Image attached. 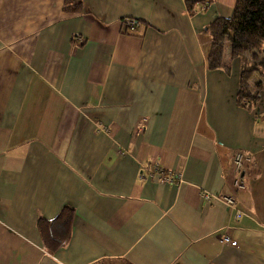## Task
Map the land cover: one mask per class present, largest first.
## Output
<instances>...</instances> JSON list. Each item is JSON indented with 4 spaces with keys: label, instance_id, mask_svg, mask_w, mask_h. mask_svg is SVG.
<instances>
[{
    "label": "crops",
    "instance_id": "0c3cea01",
    "mask_svg": "<svg viewBox=\"0 0 264 264\" xmlns=\"http://www.w3.org/2000/svg\"><path fill=\"white\" fill-rule=\"evenodd\" d=\"M185 1L0 0V264H264V94L235 104L239 59L207 70L236 0ZM155 162L182 183L141 176ZM65 205L51 253L37 221Z\"/></svg>",
    "mask_w": 264,
    "mask_h": 264
},
{
    "label": "trees",
    "instance_id": "16d2710c",
    "mask_svg": "<svg viewBox=\"0 0 264 264\" xmlns=\"http://www.w3.org/2000/svg\"><path fill=\"white\" fill-rule=\"evenodd\" d=\"M83 1L64 0L65 13L82 12ZM185 2L188 13L195 14L211 1ZM232 11L228 18L218 17L207 26L206 34L210 37L207 70L222 68L230 74L229 62L239 59L235 104L250 110L264 94V0H236ZM74 217L73 208L65 205L53 220L38 219L36 228L47 251L54 253L68 242Z\"/></svg>",
    "mask_w": 264,
    "mask_h": 264
},
{
    "label": "built area",
    "instance_id": "2783aa9c",
    "mask_svg": "<svg viewBox=\"0 0 264 264\" xmlns=\"http://www.w3.org/2000/svg\"><path fill=\"white\" fill-rule=\"evenodd\" d=\"M125 28H127V30H133L135 27V22L132 19H127L125 22ZM248 160V158H245V156L242 153H236L234 158H233V162H234V168H235V172L236 173H240L241 170L243 169V166L245 164V162ZM147 172L149 177L151 178H157L159 182L161 183H169L171 185H176L179 186V184L182 183V175L180 172L178 173H171V172H164L161 167L158 165L157 162H155L154 164H152V166L150 167H143L141 170V176H143L144 172ZM240 180H236L235 185L241 189L244 188L243 184H240L241 182H239ZM202 198L204 199L205 202H210L212 200H216L219 201L221 203H223L225 206H227L228 208H231L232 210L235 211V218L238 219L239 217H241L243 215V213L236 208V204H235V200L233 197H229V196H221V195H211L210 193L204 191L202 193ZM221 243L224 244H231V240L229 237H225L224 235L221 237Z\"/></svg>",
    "mask_w": 264,
    "mask_h": 264
}]
</instances>
